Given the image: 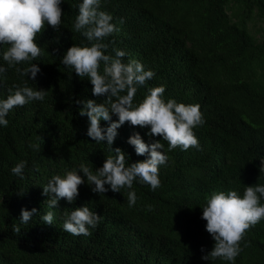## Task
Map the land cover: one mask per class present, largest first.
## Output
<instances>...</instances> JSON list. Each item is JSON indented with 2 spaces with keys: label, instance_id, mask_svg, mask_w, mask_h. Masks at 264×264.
I'll return each mask as SVG.
<instances>
[{
  "label": "trees",
  "instance_id": "1",
  "mask_svg": "<svg viewBox=\"0 0 264 264\" xmlns=\"http://www.w3.org/2000/svg\"><path fill=\"white\" fill-rule=\"evenodd\" d=\"M78 3L64 0L60 29L45 25L37 36L43 52L34 62L41 72L30 84L48 91L45 99L14 107L9 124L0 126V264H232L202 259L214 241L200 206L213 190L242 194L244 186L264 183V0H102L118 27L105 38L106 51L124 49L125 61L153 69L148 86L166 85V98L200 104V146L169 149L162 141L169 159L160 167L161 184L153 190L134 182L132 206L129 189L96 193L85 180L72 204L61 198L49 209L43 185L52 175L82 161L95 170L111 154L106 142L87 136L88 118L75 103L103 97L92 94L87 77L60 61L73 43H88L73 27ZM0 64L7 66L2 57ZM5 77L0 97L26 78L15 67H7ZM134 132L149 143L162 139L125 122L111 147L127 152L130 163L145 158L127 143ZM20 160L28 162L23 176L11 172ZM84 203L102 215L99 225L87 236L65 231L63 213ZM22 207L54 211L53 224L34 215L15 232ZM241 247L234 264H264V220L246 230Z\"/></svg>",
  "mask_w": 264,
  "mask_h": 264
},
{
  "label": "clouds",
  "instance_id": "2",
  "mask_svg": "<svg viewBox=\"0 0 264 264\" xmlns=\"http://www.w3.org/2000/svg\"><path fill=\"white\" fill-rule=\"evenodd\" d=\"M64 0H0V57L5 64H0V83L6 79L7 67H15L22 77L23 84L8 89V95L0 97V126L9 124L8 114L16 106H23L31 101H43L48 91L30 84L35 81L41 68L35 63L43 49L37 43V36L50 25L59 30L62 24ZM102 0H79L78 13L73 27L86 37L88 43H73L60 57L63 65L74 70L79 77H87L92 85V94L102 100H76L82 105L81 116H87V136L96 143L106 142L109 154L102 166L94 170L88 162H80L78 166L65 169L63 174L52 175L43 185V194L49 209L57 208L61 198L72 204L79 196V187L87 180L92 191L106 193L109 190L120 192L127 188L128 203H136L137 195L134 182L147 183L155 190L161 184L160 167L168 162L165 144L173 149L190 146L199 147V139L195 129L205 123L204 114L199 103H184L173 97H165L166 85L148 86V82L156 75L155 71L136 59L124 60L129 54L120 48L114 54L107 52L109 44L105 38L118 30L111 12L101 7ZM102 68V70H101ZM146 88L142 98L136 99L137 92ZM113 115L117 119L113 120ZM106 121V126H101ZM129 122L133 126L147 127L149 136L162 137L154 142H146L139 132L132 133L127 143L133 146L143 160L129 162V155L120 147L112 148L118 129ZM34 149H40L39 143H33ZM26 160H20L11 172L23 176L27 166ZM264 168V159H261ZM107 185V187H106ZM264 183L244 186L241 194L236 189L213 190L200 206L201 218L206 221L205 229L214 241L210 251L202 256L221 258L234 264L242 251L241 241L246 230L264 220ZM34 215L40 216L43 223L53 224L54 211L38 212L22 207L19 224L14 230L20 233L23 225L29 224ZM63 229L74 235H91L102 215L93 211L88 203L65 211L61 217ZM245 246L247 242L245 241ZM203 252L204 249L202 248Z\"/></svg>",
  "mask_w": 264,
  "mask_h": 264
}]
</instances>
